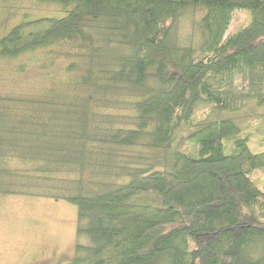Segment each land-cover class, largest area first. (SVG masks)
Listing matches in <instances>:
<instances>
[{
  "label": "trees",
  "instance_id": "obj_1",
  "mask_svg": "<svg viewBox=\"0 0 264 264\" xmlns=\"http://www.w3.org/2000/svg\"><path fill=\"white\" fill-rule=\"evenodd\" d=\"M58 1L73 5L65 16L0 38L2 55L44 51L35 60L51 78L0 91V194L77 205L89 243L66 264H264L252 177L264 151L231 117L251 98L264 106V92L222 86L240 72L262 87L264 0ZM190 7L204 11L198 48L175 35ZM237 9L250 20L225 38ZM59 61L62 75L45 69ZM202 108L220 116L201 119ZM184 126L196 154L170 150ZM141 146L156 152L146 165L123 152Z\"/></svg>",
  "mask_w": 264,
  "mask_h": 264
},
{
  "label": "rangeland",
  "instance_id": "obj_2",
  "mask_svg": "<svg viewBox=\"0 0 264 264\" xmlns=\"http://www.w3.org/2000/svg\"><path fill=\"white\" fill-rule=\"evenodd\" d=\"M73 5H66L58 0H0V38L19 22L39 17H63ZM204 14L200 7H190L183 11L175 29L176 39L182 45L191 44L198 48L201 40L199 20ZM250 20V14L243 9L233 13L230 28L225 38L237 32ZM42 50L31 51L17 56L0 54V91L18 93L32 89L33 86L50 83L51 78L44 75V69L35 60ZM54 52L52 56H54ZM52 59V58H51ZM37 63V64H36ZM24 64L21 69L20 65ZM45 68L62 75L63 62ZM223 87H231L235 94L255 93L262 87H253L242 73L235 72L231 81L222 83ZM256 100L249 99L246 107L236 114L222 111L221 115L234 117L242 133L248 132V147L251 152L264 151V106H257ZM201 119H213L220 116L215 112L200 109ZM184 125V124H182ZM195 128L191 127V131ZM190 130L184 126L178 130L173 147L182 151L197 153V145L187 141ZM126 154L144 155L143 165L152 161L154 150L141 147H126ZM156 155V154H155ZM152 157V158H153ZM17 161V160H16ZM19 166L20 163L13 162ZM137 165V164H136ZM256 186L264 188V169L252 173ZM78 207L66 200L31 195L0 194V264H66L76 255L77 243L87 245L86 236H77ZM81 255H85L82 253Z\"/></svg>",
  "mask_w": 264,
  "mask_h": 264
}]
</instances>
